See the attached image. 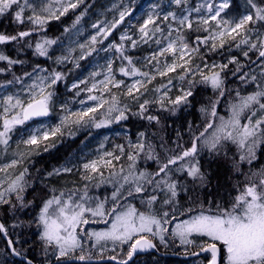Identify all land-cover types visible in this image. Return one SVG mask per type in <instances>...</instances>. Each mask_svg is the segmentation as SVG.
<instances>
[{"label": "snow or ice", "instance_id": "6c2138e0", "mask_svg": "<svg viewBox=\"0 0 264 264\" xmlns=\"http://www.w3.org/2000/svg\"><path fill=\"white\" fill-rule=\"evenodd\" d=\"M82 0H76L72 2L69 0L68 3H62L61 0H57L59 8L56 11L52 10V7L47 3L40 6V10H36V6L31 4L29 0H0V16H11L13 22L18 24H24L25 20L28 23L36 27H42L48 21V19H59L60 16L65 15L69 9H75ZM176 4L179 5L181 0H175ZM248 3L255 9V17L248 14L244 15L238 23L234 26H230L232 22L228 20H218L221 13L225 9L229 8L227 0L216 6L215 13L211 16L213 21H217L218 27H223V30L218 33L215 39H220L221 45L224 44L222 37L225 35H232L235 38L236 35H240L241 31L245 29V25H248L253 20L264 21V8L258 7L254 0H248ZM31 10V15H26V12ZM198 10V9H197ZM128 9L120 13L119 20L113 21L110 27L104 28L98 25H93L98 30V34H102L107 37L116 26L124 20ZM209 11H212V7L209 6ZM47 13V15H44ZM155 14V5H153V11L148 13V18L144 21V24L140 27L139 31L142 34L141 39L144 42L151 37L148 31V26L154 24L153 15ZM176 19L175 15L169 13ZM79 17H77V21ZM164 20H168V16H164ZM181 25L185 22L189 28L192 27L188 17H184L180 21ZM204 24H208V20L202 21ZM34 30V29H33ZM172 29L170 28V32ZM32 30L18 31L14 35L0 34V45L8 44L11 42H19L25 37L31 35ZM154 32L161 33L162 29L159 26L154 28ZM121 41L131 40L135 46L138 42L132 40L131 37L124 34L120 37ZM179 49L177 47L176 40H169L166 47H162L159 52L153 53L152 60H156L157 56H163L165 53H177L179 51V60L183 61V64L173 62L166 64L164 71H159V75L165 76L169 72H173L176 68L183 67L190 63L191 56L188 48V44L183 42V37H179ZM207 39V38H205ZM93 43H97V37H92ZM199 43H203V40L198 38ZM54 40H45L43 43L37 42L35 45V52L39 56H45L47 54V47L54 44ZM157 45L161 44V40L155 41ZM241 43L247 44V40H241ZM84 45H81L83 48ZM251 49H258L259 58L264 60V41L259 45L251 44ZM114 48L120 56L128 61L129 66L132 65V60L124 53V44H111L109 49ZM215 48V44H213ZM95 50V49H93ZM191 51H197L192 49ZM188 59H185V57ZM244 56L248 57V52H244ZM81 58H84L83 56ZM0 61H7L8 65H14L21 63V61L10 59L4 54H0ZM151 62V61H149ZM158 63V61H157ZM229 63H238L233 57ZM216 66L214 65L213 68ZM221 69L226 68L227 65H220ZM109 73L112 72V62L108 63ZM3 71V69H0ZM199 72L201 79L199 81L192 79L189 80V88L183 92L182 95L177 96L174 100L168 102L173 105L171 109H163L165 111H171L175 114V111L181 105H188L191 103L190 97L194 96L193 88L197 83H202L206 87H210L214 92L219 91L220 96L224 95L223 80L219 71H211L210 73H204L199 66L196 69ZM237 72L240 71L238 67ZM120 72L125 76H143L150 77L148 72H141L136 67L132 66L130 71H126L125 68H121ZM191 72L188 68L185 71V76ZM235 74V73H234ZM26 75H31L26 73ZM264 75V73H262ZM247 73L240 76V79L246 80ZM62 75L60 72H53L52 78L48 84L49 87L55 85L60 81ZM182 80L184 76L180 77ZM48 79L47 77L40 78V96L37 98L35 95L32 99L24 105L20 99H16L15 104H12V97L6 98L5 103L8 108L4 109L2 131H0V143L7 144L10 139V133L13 131L14 126L24 124L26 121L33 117L47 116L50 110V99L53 95L52 92L44 94V82ZM253 82L257 81V77L253 75L251 77ZM104 87L107 88L109 83H113L112 77H106V81L102 82ZM123 81H116L115 87H120ZM146 83H151V78L141 81L136 80L130 86L128 95H133V90L136 92L140 91V87H144ZM171 84V80L168 81ZM139 86V87H138ZM73 88L78 85L73 84ZM96 88L93 84L92 88L88 91L91 92ZM159 91V89L157 90ZM79 95V92H77ZM167 95V92L164 93ZM239 95V93H238ZM89 99L96 100V96H89ZM105 101H101L100 107L103 106ZM149 102L145 100L144 103L140 104L141 118L143 113L147 111L146 105ZM163 108V100L157 101ZM219 100L211 102L210 108L202 107L200 111L206 116H211L214 119L207 120L204 130L199 135H193L191 146L184 148L182 153L173 155L167 159L166 162L160 161V159L153 154L152 145L147 144L141 140L138 143L131 145L135 150L128 154V160L135 162L138 155L144 152L146 147L147 157L150 160H157V170L154 173H147L144 171L130 173L123 179L126 182L132 183L135 181V192L142 193L146 189L143 184L139 181L143 180L148 185H155L156 188L164 190L166 187L167 192L171 194L170 197H166L163 201L164 205H172L174 198L177 195V183L171 179L170 173L172 168L170 166H177L176 171L186 174L193 182H198L201 186H204L208 182V175L202 170L201 164L197 156L200 152L207 150L210 157H219L227 143L236 145L239 150L238 159H232L233 170L241 172V164L248 163L252 165L257 159V148L264 146V116L253 121L252 117L256 116L257 113L253 111L254 105H259V109L264 110V86L258 85V90L253 94L242 96L237 103H231L229 105V115L227 118L219 116L217 114L216 105ZM9 108L18 109L15 114L9 118ZM115 108V97H113V104L109 107L108 112L111 113ZM97 111L96 107L88 108L85 111L76 113L79 120H83L88 113H94ZM119 115L115 116L116 121L127 119L124 114V110H118ZM250 111L251 116H247V123H242V117H245V113ZM218 118V123L216 122ZM67 120V117L64 118ZM149 121H156L159 123L158 117L149 115L147 117ZM79 120L77 122H79ZM106 121H100L96 123L97 128L104 126ZM191 127V125H190ZM209 129L212 131L209 133ZM60 131V128L52 130L51 132H45L43 139L48 140L50 136H56ZM140 137L143 138L145 133L141 132ZM29 145H37L39 140L37 136L33 135L30 139L25 141ZM54 146V145H53ZM123 152V148H121ZM226 154V153H225ZM108 156H112V153H107ZM119 159V157H114ZM16 161H13V165ZM106 164H110L111 161H105ZM12 165H9L11 167ZM85 169H91L92 172L97 171V162L86 163L83 165ZM134 167V164H133ZM0 171H6L5 168H0ZM0 187H3L0 184ZM26 191V184L24 183V173H20L15 179L8 181L7 188L0 191V205H9L10 211L15 214L18 210H23L32 207V201H26L24 193ZM119 191V190H117ZM7 194V198H6ZM15 194L16 200H11V195ZM129 195L132 192L129 191ZM116 199V196L113 197ZM157 200L155 195H151L148 199V204L151 205ZM84 201V197H80L79 200H73L72 196L69 195L66 199L64 193L59 196L52 195L42 201L39 211L33 221L29 223H35L38 230V238L41 245L42 253L45 256L46 264H52L53 258L56 264H72V262H80V264H88L93 259L91 250L85 251L86 245L83 243V238L87 237L89 240H94L95 243L91 245V248H96L101 245V242H111L113 251L116 246L121 248L127 245V256L122 257L119 252L115 255H109L107 259L114 261L115 264H129L133 256L138 252L155 249L157 245L154 243V238H159L161 244H166L165 233L169 234V237L178 240L180 245H195L197 244L196 237L204 238L200 242L199 251L192 250V256H199L200 253H210V259L207 264H264V167H261L258 171H250L245 174V182L243 186H236V195L232 199L230 205L216 204L215 211L206 210L201 208L200 212L195 215H190L189 218L184 219L176 223L171 228L166 227L172 225L173 220H177L178 217L174 214L169 218L170 213L165 210L162 214H153L151 211L148 213L139 212L136 208L128 207L124 211H120L119 207H114L110 212H106L103 204H97L95 207L87 205ZM193 211V210H189ZM185 213H182V215ZM106 216L113 217L110 221V226L104 231H87L82 228V225L89 223L104 222L109 223L104 218ZM90 217H100L101 220L90 219ZM0 233L7 235L5 226L0 224ZM151 234L150 236L145 234ZM8 246L12 250L13 256H20L21 252L18 251L12 240L8 241ZM222 246V248H221ZM187 253V250H186ZM223 253L222 260H218V256ZM101 259L103 254L101 253ZM27 264H32L31 260H28Z\"/></svg>", "mask_w": 264, "mask_h": 264}, {"label": "trees", "instance_id": "16d2710c", "mask_svg": "<svg viewBox=\"0 0 264 264\" xmlns=\"http://www.w3.org/2000/svg\"><path fill=\"white\" fill-rule=\"evenodd\" d=\"M148 1L135 0L133 8L138 10ZM227 1L229 2V8L226 9L222 16H233L239 21L241 16L246 12L242 7L241 0ZM254 3L258 7L264 8V0H254ZM100 8H102V5L97 0H82L77 8L69 10L65 15L60 16L59 19H55L41 28H34L27 20H25L24 24H18L13 22L11 16H0V34L14 35L18 31L32 30L30 36L25 37L19 42L0 45V54H4L13 60L21 61V63L14 65H8L7 61H0V69H3V71H0V86L6 82L12 83L17 76L30 73L37 67L45 65L43 58L35 52V39L37 34L48 38L61 37L65 30L72 27L75 22L79 20H83V22L93 21L96 16L95 12ZM251 15L255 17V9L252 10ZM77 17H79L78 21ZM219 32V27L213 21H208V24L193 23L191 28H183L181 30L183 42L188 44L190 50L197 49V51L190 53L191 60L189 66L186 68H190L191 72L185 76V69L183 68L173 71L169 76L176 77L179 82V87L181 86L186 91L190 86L189 80L195 79L199 81L201 79L200 74L196 71L197 66L199 68L209 65L218 66L215 69L209 70L207 73L211 71H219L221 73L224 95L220 96L219 91L214 92L210 87H206L202 83H197L193 88L194 96L189 98L191 103L186 106L181 105L175 111V114L171 111L163 110L171 109L173 105L168 101L180 96L178 93L175 94V85L169 91L171 97L167 101H163V108L160 103L152 100L154 95L150 96V92L154 89H140L139 92L134 94L132 99H123L126 105L124 114L127 119L120 120L111 127V131L115 135H118L112 137L110 140L111 146L118 148L113 158L119 157V159L116 162H112V165H115L112 174L115 176L114 178L113 175L110 177L109 181H111V185L106 184L104 187L106 191H113L116 188L115 184L123 179L126 172L139 173L144 171L151 174L157 170V160L148 159L147 147L144 152L138 155L135 162L128 160L129 153L139 151L138 149L134 150L130 145L131 143H138L143 140L146 145L151 144L153 154L160 161L166 162L169 157L180 154L184 148L190 147L193 135H199L204 130L206 121L214 119L202 113L200 111L202 107L210 108L211 102L218 99L219 103L216 105L218 117L224 116L227 118L231 103H237L240 97L253 94L258 90V84L256 82L250 80L248 83H245V81H239V78L241 76L240 74L249 69L251 64L255 61H260L258 58V49H251L250 46L253 43L259 45L258 41H253V38L264 34V21L253 20V22L245 25V29L241 31L240 35H236L235 38L232 35H225L222 38L224 40L223 45H221L220 41H212V38ZM116 36L117 32L112 35L110 41L115 43ZM198 38L204 42L199 43ZM241 40H247L248 43H241ZM213 44H215V48H213ZM142 50L143 48L137 47L128 49L126 55L131 60H138L142 57V54H140ZM246 51L249 54L248 57L244 56V52ZM233 57L238 63H229ZM220 65H227V67L221 69L219 67ZM114 66V71L117 73L121 67L127 69L129 64L128 61L120 56L118 60L114 61ZM238 67L240 68L239 72L236 71ZM141 71L148 72L147 69H141ZM181 76H184L183 80L180 78ZM73 81L81 82V78L73 76L65 81L61 79L57 82L54 89L59 95H68L69 93L65 92L66 88ZM119 90L117 89L118 92ZM145 100L149 103L146 105L147 111L143 113V118H141L140 104L144 103ZM149 115L158 117L159 123L149 121L147 119ZM243 121L244 118H242ZM39 122L41 121L23 125L25 128ZM216 122H219L218 118H216ZM211 131L209 129V133ZM141 132L145 133L143 138L139 135ZM85 142H87V139L82 136L76 138L57 136L54 140L41 141L39 143L41 147L39 153L19 167L21 173H24V183L26 184L24 196L26 201L33 202L32 207L18 210L13 214L10 211L9 205H0V223L5 226L7 238L14 242L15 248L21 252L20 256L31 260L32 264H46L38 238L37 227L35 223H29L35 219L42 201L51 195V187L47 184L48 179L46 178L49 174L67 163L68 158L74 154L76 155L78 151H81L79 149ZM121 148H123V152H121ZM238 157L239 150L236 145L230 142L226 144L219 157H210L207 150L200 152L197 159L200 161L202 170L208 175V182L204 186H201L198 182H193L186 174L177 172L175 170L177 166H170L172 168V172L170 173L171 179L177 183V195L172 205H164V199L161 200L157 208L154 209L155 213L160 215L163 211L167 210L170 213L169 218L173 214L178 217L177 220H173V222H177L189 218L190 215L198 214L201 208L214 212L216 204L230 205L236 195V186H243L245 182V174L250 171H258L261 167H264V146L257 148V159L252 165L246 162L241 164V172L233 170L232 159H238ZM143 185L146 191L142 192V195L147 200L151 195H154L151 189L152 185H148L144 181ZM121 191H124L122 187ZM119 196L120 193L118 194ZM170 196L171 194L169 193L167 197ZM11 200L15 202V194L11 195ZM108 202L118 204L117 207L123 204L136 207L135 202L128 198L120 200L111 199ZM112 209L106 207L105 211L108 212ZM182 213L185 214L182 215ZM110 218V216H107L108 221ZM168 227L171 228V225H168ZM165 236L167 238L165 245H159L154 240V243L157 245L156 248L161 254L183 256L191 255L192 250L199 251V247L190 245L186 253V251H182L181 247L178 246L177 240L170 238L168 233H165ZM85 239L88 240L86 237ZM85 245L86 252L89 249L91 250L92 260H102L100 258L101 253L103 254V259H107L109 255H115L117 252L124 258L127 256V245H124L122 248L116 246L115 251L112 250L113 248H110L114 247L110 243H104L102 245L103 247L97 246L96 248H91L90 240H88ZM205 255L208 254L183 260L178 257L165 258L155 254H146L137 256L131 264H206L204 260ZM53 262H55L54 258ZM0 264H24L14 259L8 253L6 242L1 233Z\"/></svg>", "mask_w": 264, "mask_h": 264}, {"label": "rangeland", "instance_id": "374dc122", "mask_svg": "<svg viewBox=\"0 0 264 264\" xmlns=\"http://www.w3.org/2000/svg\"><path fill=\"white\" fill-rule=\"evenodd\" d=\"M97 1L100 5H102V8L95 12L96 16L93 21L90 20L83 22V20H79L78 22H75L72 27L66 29L61 37L48 38L41 34H37L35 45L37 42L43 43L45 40L55 41L54 44L46 46L47 54L45 56H41L45 61V65L37 67L35 70L28 73L31 74L30 76L22 74L17 76L12 83L6 82L0 86V131L3 130L2 125L4 109L8 108V105L5 103L7 97L11 96L13 98L12 104H15V101L18 98L24 105L32 99L33 95L39 98L41 77L48 78L45 80L43 85L44 94H47L48 92L53 93L49 102L50 114L47 119L37 124L29 125L25 128L24 125L26 124L14 126L13 131L9 134L10 139L8 140V143H0V168L6 169V171H0V184L3 185V187H0V191L7 188L9 180L15 179V177L21 173L19 167L39 153L41 148L39 143L41 141H46L43 139V134L45 132H51L59 127L60 131L56 134V136H50L48 140H54L57 136H67L69 138L82 136L87 139V142L83 145L81 144L83 148L80 147L79 150L81 151H78L76 155L74 154L75 156L71 154L72 156L67 159V163L63 164L47 176V184L51 187L50 197L52 195L59 196L61 193H64L65 199L69 195L72 196L73 200L77 201L80 197H84L83 202L87 205L95 207L97 204H103L104 209L106 207L111 209L118 206V204H111V202H108L111 201V199L120 200L128 198L135 202L136 207L123 204L119 207L120 211H124L128 207H133L139 212L147 213L151 211L153 214H156L154 209L157 208L158 203L169 195L166 187L164 190H161L156 188L155 185L151 186L154 195L157 197V200L151 205V207L148 204L149 198L146 200L142 193L135 192V181L129 183L122 179L115 184L116 188L110 192L106 191L104 188L106 184L111 185V181H109V179L113 175V167L115 166L112 165V162H116L118 160H113V155L118 148L116 146H111L110 142L112 137L118 136L111 131V127L118 122L114 119V117L119 115L118 110L125 111L126 105L123 99L130 100L134 94H136V91L133 90V95H128L130 86L136 80L145 81L151 78V83H146V85L144 87H140V89H154L150 92V96L154 95L152 100H155L156 102L161 99L163 101H167L169 97H171L169 91L174 85L176 89L175 94H183L184 90L181 86L179 87L178 79L176 77L169 76L173 72H169L165 76L159 75V71L166 70V64H171L173 62L183 64V61L179 60V51H177L175 56L173 53H165L163 56H157L156 60L151 59L153 53L159 52L162 47H166L169 40H176L177 47L179 49L180 42L178 38L181 37V30L183 28H188V22L181 25L179 21L184 17H188V21H190L191 24L202 23L204 19L213 21L211 16L215 13L216 6L223 3L224 0H197L195 2L194 0H181L179 5L176 4L175 0H149L138 10L133 8L135 0ZM29 2L36 6L37 11H39L40 6L45 3L50 5L53 11H56L57 8H59L57 0H29ZM61 2L66 4L69 0H61ZM72 2H76V0H72ZM241 4L246 10L241 18L244 15L251 14L252 10H254V8H252V6L248 3V0H241ZM153 5H155V14L153 15L154 24L148 26V31L150 32L151 37L147 40V42H144V40L141 39L142 34L139 29L148 18V13L153 11ZM209 6L212 7V11H209ZM125 9H128L129 11L126 13L124 20L121 21L107 37L102 34H98L97 28L93 27V25L108 28L111 26L113 21L119 20L120 13L125 11ZM134 11L135 13H133ZM169 13L174 14L176 19H173V16L169 15ZM26 15H31V10H28ZM44 15H47V13H44ZM166 15L168 16L167 21L164 20V16ZM54 20L55 19H48L46 24ZM218 20H228L232 22L230 26H234L235 23L239 22L233 16H220L218 17ZM213 22H216L217 25V21ZM156 26H159L162 29L161 33L154 32V28ZM170 28L172 29L171 32ZM222 30L223 27H219V31ZM116 32V42L113 43L110 39ZM124 34H127V36L131 37L132 40H136L138 43L134 46L131 40L121 41L120 37ZM93 36H96L97 41L99 42L93 43ZM157 39L161 40L160 45L155 43ZM212 41L219 42L220 39L212 38ZM253 41H258V44H260L264 41V34L254 37ZM120 43L124 44L125 54L128 49L130 50L136 47L143 48L140 53L142 54V57L139 56L140 58L138 60H132V65L128 66L129 69L127 68L125 70L130 71L132 66L136 67L140 71L141 69H147L148 73H150V77L125 76L120 72L122 67L119 71H117V73H115L114 61L120 58V54L117 53L114 48L109 49V45H118ZM81 45H84V47L81 48ZM189 51L190 53L192 52L190 49ZM82 56L84 58H81ZM185 59H188V57L186 56ZM259 60L260 61H255L251 64L249 69L240 74L242 75L247 73L246 80H243L245 83H248L251 80V77L255 75L257 77V81H255L256 84L264 86V75H262V73H264V60H261L260 58ZM109 61L112 62L111 73H109L108 70ZM188 66L189 64L184 65L183 67L178 66L176 70L184 68L186 71ZM217 67L218 66L215 68ZM215 68H213L212 65H209L200 69L204 73H207L209 70ZM53 72H60L62 75L61 79H63V81L74 76L81 78V82H71L65 91L69 94H64L65 96L59 95L54 89L57 83L51 87L48 86ZM154 75H156V77H154ZM108 76L112 77L113 83H109L107 88H105L102 82L106 81V77ZM169 80H171V84L168 83ZM116 81H123V83L120 87H115L114 83ZM239 81L242 80L239 78ZM73 84L78 85V87L73 88ZM93 84L96 85V88L89 92L88 89L92 88ZM117 89H120L119 92ZM158 89L159 91H157ZM77 92H79V95H77ZM165 92H167V95H164ZM89 96H96L98 99L91 100L89 99ZM113 97H115V108L117 110L109 113L108 109L113 104ZM101 101H105L102 107L99 106ZM91 107H96L97 111L94 113H88L83 120H79V117L75 115L76 113H80ZM17 110L18 109L9 108V118L11 115L15 114ZM253 111L257 113L256 116L252 117L253 121L264 116V110L259 109V105H254ZM251 114L252 113L250 111L246 112L245 117H242L244 118V121L241 122L247 123L248 120L246 117L251 116ZM65 117H67V120L64 119ZM78 120L79 122H77ZM100 121H106V123L104 126L97 128L95 124ZM33 135L37 136L39 143L37 145L26 144L25 141L30 139ZM134 144L136 143H131L130 145ZM107 153H112V156H108ZM13 161H16L14 165ZM93 161L97 162L96 172H92L91 169H85L83 167L84 164L91 163ZM105 161H111V163L106 164ZM9 165L12 166L9 167ZM130 173L132 172H126L124 176L130 175ZM114 176L115 175H113V178ZM139 183L143 184V180L139 181ZM124 184L125 186H123ZM121 187L124 191H121ZM129 191L132 192V195L128 194ZM119 193L120 196L118 197ZM114 195L116 196V199L113 198ZM110 211L111 210L108 212ZM112 218L113 217L109 219V223H89L87 225H82L81 227L87 231H104L110 226ZM90 219H95L97 221L101 220L100 217H90ZM104 219L107 220V216ZM180 221L173 222L171 227ZM145 235L150 236L151 234L146 233ZM195 239L197 240V244L193 245V247H199L201 241L207 240L206 237H196ZM88 240L84 237L83 243L86 244ZM154 240L159 245H165L161 244L159 238H154ZM90 243L92 245L95 241L90 240ZM104 243H110V245H112L111 242H101V245ZM177 243L178 246L181 247L182 251H186L190 247V245H180L178 240ZM204 258L206 263L210 259L209 255H205Z\"/></svg>", "mask_w": 264, "mask_h": 264}, {"label": "water", "instance_id": "95a60500", "mask_svg": "<svg viewBox=\"0 0 264 264\" xmlns=\"http://www.w3.org/2000/svg\"><path fill=\"white\" fill-rule=\"evenodd\" d=\"M50 114V112H49ZM49 114L47 116H39V117H33L31 118L30 120L26 121L24 124H29V123H32V122H35V121H43L45 119H47L49 117ZM1 224V223H0ZM2 237L4 238L5 242H6V245H7V250H8V253L16 260H19L21 261L22 263L24 264H27L28 260L21 257V256H13L12 255V250L11 248L8 246V241L9 239L7 238V236L5 235V233H1ZM146 254H155V255H158L159 257H165V258H175V257H178L180 259H192V258H195V257H200L204 254H208L209 257H210V253H200L199 256H192V255H174V254H161L157 248L155 249H151V250H146V251H143V252H138L136 253L132 260L129 261V264H131L133 262V260H135V258L137 256H143V255H146ZM222 258V253L220 254V256H218V260H221ZM52 264H56V262H53ZM72 264H80V262L76 261V262H72ZM88 264H115L114 261H109L108 259H102V260H91L90 262H88ZM207 264V263H206Z\"/></svg>", "mask_w": 264, "mask_h": 264}]
</instances>
